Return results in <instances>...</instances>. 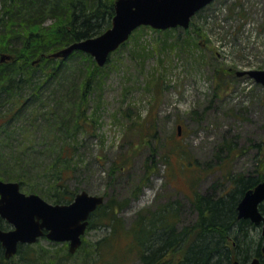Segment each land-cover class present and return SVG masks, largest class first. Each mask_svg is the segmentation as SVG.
Returning <instances> with one entry per match:
<instances>
[{"label":"trees","instance_id":"16d2710c","mask_svg":"<svg viewBox=\"0 0 264 264\" xmlns=\"http://www.w3.org/2000/svg\"><path fill=\"white\" fill-rule=\"evenodd\" d=\"M115 1L0 0V179L18 181L22 190L37 192L53 203H70L79 192V188L70 187L69 180L85 161L83 135L97 133L100 117L89 105L111 59L100 66L82 50L76 49L65 58L53 53L109 29ZM2 55L10 58L2 61ZM216 83L214 97H222L221 91L227 92L230 80L218 79ZM157 112L152 108L145 118L134 122L142 126H135L130 149L148 148L153 155L158 152L163 138ZM236 148L232 141L221 144L217 155L224 162L218 163V170L224 172L229 185L218 195L197 191L192 201L197 214L193 223L178 225L180 208L174 202L147 214L138 213L128 227L119 215L125 203L114 197L90 217V229H107L102 238L92 242L85 236L83 246L72 254L66 242L49 239L45 246L44 236L36 243L20 244L10 259L0 242V264H69L81 250L101 253L102 261L107 252L121 255L123 250L128 254V260L104 259L98 264H129L134 257L141 264H232L235 259L246 264L257 257L264 262L261 231L251 234L260 226L238 215L243 195L264 180V152L262 145H257L254 168L236 172L230 164ZM170 149L159 151L166 166H172V154L179 152L182 160L196 166L185 145L176 143ZM224 150L226 157L221 155ZM130 155L115 161L113 172L127 169ZM156 166L146 162L147 171ZM260 209L264 214V203ZM10 227L0 217V228Z\"/></svg>","mask_w":264,"mask_h":264},{"label":"rangeland","instance_id":"374dc122","mask_svg":"<svg viewBox=\"0 0 264 264\" xmlns=\"http://www.w3.org/2000/svg\"><path fill=\"white\" fill-rule=\"evenodd\" d=\"M191 21L188 30L144 26L134 31L122 49L111 55L89 105V110L96 109L100 124L96 134H82L85 161L69 184L79 192L124 202L119 215L128 227L138 213L174 202L179 203V226L195 222L191 203L197 191L218 195L229 185L218 170V163L224 162L217 155L222 143L232 141L237 147L230 163L236 172L254 168L257 145L264 152V85L248 74L237 75L242 70L264 69V0H214ZM227 78V92L214 97L216 80ZM152 108L158 109L163 138L154 155L148 148L130 149L135 126H142L134 122ZM179 125L183 128L177 135ZM176 143L188 148L196 166L182 160L180 152L172 154L171 167L165 165L159 151L169 152ZM226 152L221 155L226 157ZM128 154L130 166L113 172L114 162ZM147 161L157 166L147 171ZM262 168L264 174V164ZM86 233L85 238L95 242L107 229L89 228ZM48 240L42 239L45 246ZM75 257L69 264L128 260L123 250L121 255L107 252L103 261L101 253L93 251L81 250ZM137 259L129 264H141Z\"/></svg>","mask_w":264,"mask_h":264},{"label":"water","instance_id":"95a60500","mask_svg":"<svg viewBox=\"0 0 264 264\" xmlns=\"http://www.w3.org/2000/svg\"><path fill=\"white\" fill-rule=\"evenodd\" d=\"M213 0H116L112 26L106 31L87 39L75 41L53 53L56 57H67L76 49L90 53L98 65L108 63L112 52L128 41L134 30L144 25L167 30L181 26L188 29L192 17ZM10 58L2 55L1 60ZM248 74L264 85V69L238 71ZM182 126L179 127L181 133ZM103 195L90 194L87 190L77 193L71 203H52L38 193L21 190L20 182L0 179V217L10 229L0 228V242L5 248L6 258L19 250L20 244L35 243L44 235L56 242H68L71 253L83 244L89 226V218L103 204ZM264 202V181L257 183L243 195L238 205L239 218L250 219L262 226L264 237V214L260 205ZM264 252V242L262 246ZM233 264H244L235 260ZM246 264H262L254 258Z\"/></svg>","mask_w":264,"mask_h":264},{"label":"bare ground","instance_id":"6f19581e","mask_svg":"<svg viewBox=\"0 0 264 264\" xmlns=\"http://www.w3.org/2000/svg\"><path fill=\"white\" fill-rule=\"evenodd\" d=\"M36 193H37V192H36ZM38 194H39V193H38ZM238 203H239V202H238ZM238 205H239V204H238ZM89 225H90V224H89ZM235 260H238V259H235ZM235 260H234V261H235ZM239 261H240V260H239ZM233 263H234V262H233ZM233 263H232V264H233Z\"/></svg>","mask_w":264,"mask_h":264},{"label":"flooded vegetation","instance_id":"af4514ba","mask_svg":"<svg viewBox=\"0 0 264 264\" xmlns=\"http://www.w3.org/2000/svg\"><path fill=\"white\" fill-rule=\"evenodd\" d=\"M192 204V203H191ZM258 226H260L261 227V225H258Z\"/></svg>","mask_w":264,"mask_h":264}]
</instances>
